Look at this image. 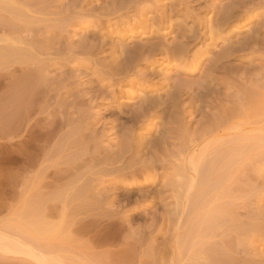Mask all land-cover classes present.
<instances>
[{
	"label": "rangeland",
	"instance_id": "374dc122",
	"mask_svg": "<svg viewBox=\"0 0 264 264\" xmlns=\"http://www.w3.org/2000/svg\"><path fill=\"white\" fill-rule=\"evenodd\" d=\"M117 1L0 0V69L36 90L0 142V264H264V0ZM185 83L212 105L165 146L142 100Z\"/></svg>",
	"mask_w": 264,
	"mask_h": 264
},
{
	"label": "bare ground",
	"instance_id": "6f19581e",
	"mask_svg": "<svg viewBox=\"0 0 264 264\" xmlns=\"http://www.w3.org/2000/svg\"><path fill=\"white\" fill-rule=\"evenodd\" d=\"M117 1V0H116ZM120 1V2H119ZM119 1H117V2H119V5H118V7L119 8H117V10L119 9H125V6H127V4H128V6L130 5L129 4V2L131 3V4H133V3H135L134 2V0H119ZM136 1V0H135ZM174 1H176V0H174ZM242 1H247V0H242ZM251 1L252 0H250V3H251ZM236 2V1H235ZM258 2V1H257ZM116 3V2H115ZM139 3V2H138ZM137 3V4H138ZM176 3V2H175ZM181 4V3H180ZM240 4V3H239ZM242 4V3H241ZM113 5V4H112ZM243 6H244V4H242ZM114 6H115V4H114ZM117 6V5H116ZM115 6V7H116ZM241 6V5H240ZM242 6V7H243ZM111 7H113V6H111ZM110 7V8H111ZM239 7V6H238ZM109 8V9H110ZM127 8H129V7H127ZM126 8V9H127ZM236 8V7H235ZM106 9V8H105ZM108 8H107V11L109 10ZM111 9H113V8H111ZM116 9V8H115ZM115 9H113V10H115ZM228 9V8H227ZM104 9H102V11H103ZM119 10L117 11V12H119ZM136 10V9H135ZM144 10V9H143ZM226 10V9H225ZM230 10V9H229ZM105 11V10H104ZM116 11V10H115ZM137 11V10H136ZM236 11V10H235ZM230 13H231V11H229ZM104 13V12H103ZM113 13V12H112ZM115 13V12H114ZM144 13V12H143ZM227 13H228V10H227ZM226 13V14H227ZM106 14V13H105ZM104 15V14H103ZM110 15V14H109ZM136 16V15H135ZM222 16H223V14H222ZM222 16H218V17H220L219 19H221L220 21H222V23H220V24H223V20H224V18L226 19V18H228L229 17V15H228V17L226 16V17H224V18H222ZM162 17V16H161ZM164 18V17H163ZM124 19V18H123ZM230 19V18H229ZM120 20V19H119ZM118 20V21H119ZM127 20V19H126ZM138 20V19H137ZM156 19H154V21H155ZM164 20V19H163ZM167 20V19H166ZM228 21V20H227ZM159 21L157 20V23H158ZM225 22V24H226V21H224ZM111 23V22H110ZM118 23V22H117ZM120 23H122V22H120ZM140 23V22H139ZM113 24V23H112ZM116 25V24H115ZM144 25V24H143ZM152 25H155V24H152ZM214 25V24H213ZM215 26V25H214ZM128 27V26H127ZM117 28V27H116ZM120 28V27H119ZM219 28V27H218ZM220 28H222V27H220ZM211 29V28H210ZM213 29H216V27L215 28H213ZM212 31V30H211ZM134 32V31H133ZM213 32V31H212ZM195 34V33H194ZM194 34H192V35H194ZM198 34V33H197ZM200 34V33H199ZM182 35V34H181ZM192 35H190V36H192ZM135 36V35H134ZM178 36V35H177ZM176 36V37H177ZM197 36V35H196ZM195 36V37H196ZM182 37V36H181ZM184 37H186V35H184ZM183 37V38H184ZM187 37H189V35H187ZM193 38V37H192ZM174 39H176V38H174ZM197 39V38H196ZM183 40V39H182ZM144 45V44H143ZM151 45V44H150ZM155 45V44H154ZM152 46L151 45V47L150 48H148V46H144V47H139V48H136L133 52H134V54H135V51H136V53H138V55H145V53L146 52H148V53H154V52H157V51H159V49H161L160 47H163V46H161V45H156V46ZM173 45V44H172ZM165 46V45H164ZM168 46V45H167ZM178 46V45H177ZM175 47V53H181L180 51H183V50H187V49H185L186 48V46H185V44L184 45H180L181 47ZM185 46V47H184ZM189 46V45H188ZM91 48L93 47V46H90ZM168 48H171V47H168ZM94 50H95V48H94ZM163 50H165V49H163ZM231 50V49H230ZM166 51V50H165ZM91 52V51H90ZM132 52V53H133ZM161 52H162V50H161ZM167 52V51H166ZM232 53V52H231ZM126 54V53H125ZM182 54V53H181ZM229 54V53H228ZM228 54H226V56H228ZM173 55H176V54H172V56ZM230 55V54H229ZM150 56V55H149ZM129 57H131V56H129ZM136 57V56H135ZM134 57V58H135ZM140 57V56H139ZM151 57V56H150ZM177 57V56H176ZM145 58V57H144ZM154 58V57H153ZM180 58V57H179ZM182 58V57H181ZM222 59H225V54L221 57ZM118 59V58H117ZM121 60H122V58H120ZM146 59V58H145ZM148 59H149V57H148ZM169 59V58H168ZM176 59V58H175ZM177 59H178V57H177ZM220 59V58H219ZM134 60V59H133ZM152 60V59H151ZM221 60V59H220ZM220 60H218V61H220ZM130 61V60H129ZM131 61H132V59H131ZM135 61V60H134ZM134 61H132V62H134ZM142 61V60H141ZM177 61H179V59L177 60ZM132 62H131V64H132ZM176 62V61H175ZM138 63V62H137ZM140 63V62H139ZM154 63V62H153ZM180 63H181V61H180ZM220 63L222 64V62L220 61ZM117 64H119L118 62H117ZM134 65V64H133ZM116 66V65H115ZM139 66V65H138ZM112 67V66H111ZM110 67V68H111ZM119 67V66H118ZM120 67H122V66H120ZM131 68H133V67H131ZM212 68H214V67H212ZM113 69V68H112ZM120 69V68H119ZM210 69V68H209ZM216 69H218V68H216ZM115 70H116V68H115ZM129 70V69H128ZM133 70V69H132ZM137 70V69H136ZM193 70V69H192ZM196 70V69H195ZM125 71V70H124ZM215 72L217 71V70H214ZM115 72V71H114ZM139 72V71H138ZM151 73L153 72V71H150ZM196 72V71H195ZM211 72H213V71H211ZM117 73V72H116ZM119 73H121V72H119ZM127 73V72H126ZM142 73V72H141ZM125 74V73H124ZM140 74V73H139ZM127 75V74H126ZM151 75V74H150ZM142 76V75H141ZM145 77V76H144ZM147 77V76H146ZM145 77V78H146ZM148 77H150L149 75H148ZM130 78V77H129ZM143 78V77H142ZM148 79H151V78H148ZM206 79H207V76H206ZM208 79L210 80V79H212V77L210 78L209 76H208ZM124 80V79H123ZM139 80V79H138ZM149 81V80H148ZM212 81V80H211ZM215 81V80H214ZM213 81V82H214ZM111 82V81H110ZM146 82V81H145ZM153 82V81H152ZM171 82V81H170ZM169 82V83H170ZM212 82V83H213ZM126 83V82H125ZM127 84H129L128 82H127ZM134 84V83H133ZM186 84V83H185ZM173 85V84H172ZM178 85V84H177ZM187 85V84H186ZM217 85H220V84H217ZM223 85V84H222ZM171 86V85H170ZM169 86V87H170ZM176 86V85H175ZM174 85L172 86V87H170V88H172L171 90L172 91H170L169 89H168V92H167V94L165 95V98L166 99H164L163 100V96H156L157 98H150L149 97V99H147V100H142V103H143V105H142V109H143V113H146V117H148V115L149 114H151L150 115V117L149 118H153V117H159L160 118V121H162L161 122V124L158 126V128H159V132L157 133V134H159L158 136H160L161 134L164 136L165 134L166 135H169V137L167 136L166 138H162L161 136H160V138L161 139H163L164 141H163V143H164V145L165 146H167V139H171V135H174V134H176L175 133V130H174V124H175V120H173V117H174V115H176L178 112H180L179 110V104H180V102H182V100H183V98L184 97H186V96H188V98H190L189 100H191V103H192V107L194 106L193 104H198V103H202V104H204V103H206V104H208L207 106H210V105H212V102H205V101H203L204 100V98H206V97H204V96H202L200 93H201V91H200V93L198 94V95H196L195 96V92L193 93L192 92V89H191V87L189 88V86L188 87H186V86H184V84L183 85H181V84H179L178 86H176L175 87ZM214 86V85H213ZM143 87V86H142ZM141 87V88H142ZM210 87H211V85H210ZM216 87V86H215ZM187 88L189 89V90H187ZM213 88V87H212ZM140 89V88H139ZM143 90H144V92H145V89L146 88H142ZM207 89V88H206ZM206 91V90H205ZM209 91V93L211 92V90H207L206 92H208ZM164 92H166V91H164ZM193 93L194 95L193 96H191L190 95V93ZM215 92V91H214ZM213 92V93H214ZM130 93V92H129ZM216 93V92H215ZM113 94V93H112ZM115 94V93H114ZM197 94V93H196ZM208 95V93H205L204 95ZM211 94V93H210ZM209 94V95H210ZM109 95V94H108ZM206 95V96H207ZM114 96V95H113ZM151 96V95H150ZM211 96H213V94H211ZM217 96V95H216ZM215 96V97H216ZM209 96H207V98H208ZM214 97V96H213ZM206 98V99H207ZM215 99V98H214ZM141 101V100H140ZM184 101V100H183ZM211 101H213V103H214V100H211ZM204 102V103H203ZM185 103V102H184ZM190 103V104H191ZM210 104V105H209ZM199 106H201V105H199ZM206 106V108H208ZM191 107V106H190ZM182 108H185V107H182ZM194 108V107H193ZM198 108V107H197ZM210 108V107H209ZM184 110V109H183ZM190 110H192V109H190ZM208 110V109H207ZM210 110V109H209ZM208 110V111H209ZM153 111V112H152ZM195 111V110H194ZM200 111V107L197 109V111L195 112V113H197V112H199ZM186 112H187V110H186ZM185 112V113H186ZM182 113V112H181ZM183 113H184V111H183ZM190 114H191V111L189 112ZM193 113V112H192ZM194 113V114H195ZM206 113V112H205ZM178 115V114H177ZM179 115H180V113H179ZM191 115H193V114H191ZM202 115H203V117H205L204 116V113L202 112ZM207 115V114H206ZM139 116V115H138ZM181 116V115H180ZM208 116V115H207ZM145 117V118H146ZM176 117H178V116H176ZM134 118V117H133ZM135 118H137V117H135ZM134 118V119H135ZM195 118V117H194ZM139 119V118H138ZM137 119V120H138ZM148 119V118H147ZM167 119V121L165 122V120ZM177 119V118H176ZM182 119V118H181ZM196 119V118H195ZM194 119V120H195ZM204 119V118H203ZM149 120V119H148ZM180 120V119H179ZM150 121V120H149ZM184 121V120H183ZM140 122V121H139ZM198 122H199V120H198ZM178 123H179V121H178ZM181 123V122H180ZM176 124H177V122H176ZM201 125V124H200ZM199 125V126H200ZM155 127V126H154ZM175 128H176V126H175ZM183 128V127H182ZM200 128V127H199ZM198 128V129H199ZM203 128V127H202ZM215 129H217V127H215ZM180 130V129H179ZM204 130V129H203ZM207 130V129H206ZM177 131V130H176ZM182 129H181V133H182ZM184 131H185V129H184ZM202 131V130H201ZM215 131V130H214ZM179 132V131H178ZM164 133V134H163ZM206 135V134H205ZM158 136H157V139L159 140V138H158ZM165 137V136H164ZM174 138V137H173ZM192 138H193V136H192ZM195 138V137H194ZM161 139L158 141V143L161 141ZM182 139V138H181ZM176 140V139H175ZM195 141V140H194ZM154 143L155 144H157V142H155L154 141ZM163 143H162V141H161V143H159V144H162L163 145ZM130 144V143H129ZM158 144V145H159ZM182 144V143H181ZM153 145V144H152ZM157 145V146H158ZM163 145V146H164ZM160 146V145H159ZM133 147V146H132ZM162 147V146H161ZM172 148V147H171ZM170 148V149H171ZM175 148V147H174ZM164 149H165V147H164ZM167 150V149H166ZM152 152V151H151ZM158 153V152H157ZM166 153V152H165ZM164 154V153H163ZM166 154H169V153H166ZM158 155V154H157ZM156 155V156H157ZM159 156V155H158ZM162 156V155H161ZM171 157V156H170ZM162 158V157H161ZM195 159V158H194ZM132 160H134V159H132ZM196 160V159H195Z\"/></svg>",
	"mask_w": 264,
	"mask_h": 264
},
{
	"label": "crops",
	"instance_id": "0c3cea01",
	"mask_svg": "<svg viewBox=\"0 0 264 264\" xmlns=\"http://www.w3.org/2000/svg\"><path fill=\"white\" fill-rule=\"evenodd\" d=\"M35 92L34 73L0 69V142L12 143L28 133L35 115Z\"/></svg>",
	"mask_w": 264,
	"mask_h": 264
}]
</instances>
